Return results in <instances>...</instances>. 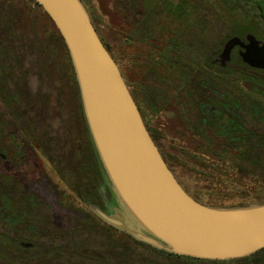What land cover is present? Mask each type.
Here are the masks:
<instances>
[{
  "label": "rangeland",
  "instance_id": "1",
  "mask_svg": "<svg viewBox=\"0 0 264 264\" xmlns=\"http://www.w3.org/2000/svg\"><path fill=\"white\" fill-rule=\"evenodd\" d=\"M137 1L144 2L147 9L153 10L159 6L165 13L181 15L177 7L179 0ZM257 2L262 4L261 0H257ZM82 3L90 14L101 40L108 46L119 63L135 99L151 124L150 126H157L159 132L162 133L163 138L158 142L160 147L176 158L177 166L173 169L181 183L188 187L190 192L198 191L204 200L197 199V201L205 205H207L205 202L208 199L215 203H222L217 205L226 208H240L237 206L249 205L253 201L254 195L246 189L244 184L235 186V189L231 186L220 190L214 189L218 187H209L208 181L196 173L193 164L181 154L183 152H180L185 149L182 140H188L176 138V135L173 136L172 132L166 130L167 122L170 126L172 122L169 119L162 122L164 120L162 118L167 115L159 113L157 110L162 105L163 97L175 92L177 84L169 80L171 77L168 80L162 79L161 76H164V72L161 67H157L161 76L157 75V70L150 71L149 55L145 46L140 44L141 41L138 42L135 36L131 37L128 33L131 31V25L139 16L134 0H82ZM168 20L171 21V19ZM147 21L148 19H145L143 22L145 24L143 28L137 29L138 33L148 30ZM240 26L236 32H226L219 24L216 25L215 33L220 38L222 37L221 43H226L233 37H240L244 40L246 34L254 35L258 40L264 42V18H254L249 11H245ZM183 27L178 26L179 30ZM58 31L45 10L33 1L0 0V173L13 176L16 182L17 179H20V183L17 182L20 187L10 186L9 195L21 204L19 207L21 210L24 209L27 217L31 219L32 205L25 208V203H28L30 197L32 198V181L34 180L32 169H37L35 161L43 170L51 171L54 164L49 160L56 157L64 170L70 169L65 163L70 162L71 164V161L74 160L72 141L74 143L75 141L73 138L83 134L84 141L81 139L83 154H81L79 162L86 164L85 172H87L88 162L89 169L94 168L90 163L94 157L92 154L94 150L89 146L90 134L88 131L82 133L78 125L80 94H77V91L74 94V82L76 83V81L70 73L67 52L58 39ZM187 43L192 46L191 40H188ZM189 49L190 47L182 56L185 58V55L187 57L189 55L193 61L195 47L192 46V49ZM220 49L219 46L213 49L209 57L218 59L220 54L217 51H221ZM165 54V56H169L167 52ZM202 65L205 64L202 63ZM206 65L208 66V61H206ZM248 70L243 72V80L236 72L229 87L236 92L235 99L244 97L243 105L254 102L256 105L264 106L263 91L250 81L254 74L256 76L253 78L260 80L259 74ZM152 73L157 76V79ZM230 103L233 104L231 101ZM220 109L218 108V110ZM220 111L224 112L223 109ZM161 123H164V126ZM168 129L171 128L168 127ZM33 135L40 141L38 146L41 145L42 148H36L32 157ZM190 142L192 143V141ZM46 154L49 159L45 156ZM52 175L53 181L63 187L60 176L58 177L55 173ZM108 185L115 200L111 214L124 220L129 230L144 232L119 200L112 184L108 183ZM36 191L39 200L50 205L58 217L66 219L65 222L69 228H65L66 233L63 235L48 239L44 236L36 238L34 235H28L22 225L20 229L24 232H19L22 234L20 238L39 245L40 248L36 249L37 251L51 250L49 247H52V250H61L67 254L43 258L35 251L30 254L24 252L21 254V262L17 264H116L118 253L113 242L123 233L133 236L131 233L124 229L108 226L109 224L93 212L90 206L91 201L87 195L84 200H79L75 193H63L64 198L67 197L68 203H70L68 209L57 205L55 201L57 195L54 190L48 191L45 187H40ZM58 201L62 203V200ZM36 210L38 215L36 222L39 223L42 219L40 216L45 215L46 211L45 208ZM36 210H34L35 213ZM74 222L82 223L83 227L72 231L75 226L71 223ZM5 229L7 230V227H2L1 233H6ZM41 231H44V226ZM110 243L113 245L112 248L108 246ZM90 251H98L103 254L106 257L105 263L88 258L86 255ZM250 256L232 264H264V253L255 258Z\"/></svg>",
  "mask_w": 264,
  "mask_h": 264
},
{
  "label": "water",
  "instance_id": "2",
  "mask_svg": "<svg viewBox=\"0 0 264 264\" xmlns=\"http://www.w3.org/2000/svg\"><path fill=\"white\" fill-rule=\"evenodd\" d=\"M68 48L84 113L114 192L144 232L92 205L107 224L173 254L240 259L264 249V204L216 208L190 196L152 139L120 69L81 0H35ZM232 43L221 58L228 59ZM252 67L254 57H246Z\"/></svg>",
  "mask_w": 264,
  "mask_h": 264
},
{
  "label": "trees",
  "instance_id": "3",
  "mask_svg": "<svg viewBox=\"0 0 264 264\" xmlns=\"http://www.w3.org/2000/svg\"><path fill=\"white\" fill-rule=\"evenodd\" d=\"M31 1L41 7L35 0ZM134 2L139 16L131 25V31L128 33L131 37L135 36L137 41H141L140 44L145 46L149 55L150 71H156L157 67H161L164 76L159 75L158 70L157 75L161 76L163 80H168L171 77L169 80L177 84L173 94L162 96V105L157 111L167 115L162 118L164 119L162 122L168 119L172 122L171 126L167 122L166 130L172 132L173 136L176 135V138L188 140H182L185 149L180 151L183 152L181 154L193 164L196 173L204 177L211 188L218 187L214 189L220 190L231 186L235 189V186L244 184L246 189L254 195L253 201L249 205L237 207L263 205L264 106L248 102L244 108H241L237 104L228 103L223 108L226 115L220 110L208 112V106L203 99H199L190 88L191 57L185 55L184 58L182 54L187 51L188 47L192 49V46L195 47V51L200 49L206 54L210 53L211 45L219 40V36L215 33L216 25L231 27L235 21L240 19L238 12L242 8L264 11V1L261 0L262 4H258L257 0H179L177 7L181 12L180 16L171 12L165 13L159 6L152 10L151 8L147 9L144 2L140 3L137 0ZM170 16L171 18H169ZM145 19H148V30L138 33L137 29L139 28L137 27L145 25L143 23ZM178 26L184 27L179 30ZM58 35V39L67 52L70 73L75 77V70L65 41L59 31ZM188 40L192 41V46L188 45ZM103 44L111 54L108 46L104 42ZM165 52L169 56H165ZM155 77L157 79L156 75ZM250 81L257 87L259 85V90L264 93L262 79L251 78ZM202 85L209 88L211 92V88H213L211 82L203 81ZM229 91L231 96L232 91ZM146 123L159 145L158 142L163 138L162 133L159 132L157 126L151 127L148 120ZM162 125L164 126V123ZM168 127L171 129L169 130ZM159 148L168 167L185 191L196 200H204L198 191L190 192L189 188L181 183L173 169L177 166L176 158L170 152L163 151L160 145ZM30 203L32 204V202ZM205 203L212 207L226 208L217 205L222 203H215L211 199L206 200ZM108 226L113 228L111 225ZM113 243L118 253L116 264H232L248 258L213 261L177 255L138 240L127 233L120 235ZM108 246L112 248L113 245L110 243ZM39 248L40 246H36V249ZM49 248L52 249V247ZM262 253H264V249L250 257L255 258ZM86 256L96 262L105 263L106 261V257L98 251H90Z\"/></svg>",
  "mask_w": 264,
  "mask_h": 264
},
{
  "label": "flooded vegetation",
  "instance_id": "4",
  "mask_svg": "<svg viewBox=\"0 0 264 264\" xmlns=\"http://www.w3.org/2000/svg\"><path fill=\"white\" fill-rule=\"evenodd\" d=\"M245 11H249L254 18H264V11L260 9L250 10L242 8L238 12L240 14V19L235 21L234 24L231 25V27L221 25L223 26L224 30L226 32H236V30L241 27L240 21L243 16V12ZM208 12L211 13L210 11ZM91 21L93 23L92 19ZM144 26L145 25H141L137 28H143ZM221 39L222 37L217 41V43L211 45V51L208 54L203 51H195L191 67L189 68V74L191 78L190 88L199 99H203L205 104L208 106V112H217L219 111L218 108H221L220 110H222L223 108H225L224 106H226L230 101L233 104H237L238 106H241V108H244V97H242L241 99L237 97L235 99L234 95L236 94V92L233 91L232 88L230 89L229 87V82H233V77L236 75V72H238L237 74L243 80V72H245L246 69H249L248 71L259 74L260 80L262 79V81H264V68L252 67L250 63L245 61V59H247V56H249L250 58L254 57L255 61H253V63H261L264 67V42L258 40L254 35L251 34H246L244 40H242L240 37H233L229 39L226 43H221ZM230 42L232 43V46L230 49L229 58L225 60L221 58V55L223 54L224 50ZM218 46L221 48V51H217L220 54L219 58H210L209 56L212 53V50L217 48ZM111 56L117 63L120 72L127 84V87L130 93L132 94L140 110L143 121L149 131V128L146 123L147 118L145 114L143 113L141 107L135 99L134 94L132 93V90L122 72V69L119 66V63L117 62L113 54ZM206 61H208V66H210L211 69L206 65ZM202 63H204L205 65H202ZM254 76L256 75H252L251 78H253ZM73 78L76 81V76H73ZM203 81L211 82V85L213 86V88H211V92H214L213 94H210L211 92L209 88H206L202 85ZM212 82H214V84H212ZM258 87L260 89L259 85ZM229 90L232 91L231 96ZM76 91L77 94H80L78 82H74V94H76ZM79 99L80 109H78V113L80 120H78V125L80 126L82 133L88 131V133L90 134L89 146H91V148L94 150V152L92 153L94 154V157L91 159L90 163H92L94 168L89 169L90 164L88 162L87 172H85L86 164L83 162H79V158L81 154H83V147H81V145H83L81 143V139L84 141L83 134H81L80 137L78 135L73 138V140L75 141V143L72 141V145H74V151L72 155L74 157V160L71 161V164L70 162L65 163V165L67 164V167H69L70 169L66 168V170H64L61 166V162L56 157H53V161L49 160L50 163L54 164H51L52 167H54L51 171L43 170L38 164V162L35 161V167H37V169H32V175L34 176V180L32 181V198L30 197L28 203H25V208L31 207L32 205V219L30 217H27V213L24 209L21 210V208L19 207L21 204L19 202H16L9 195V187H20V179H17V182H19L17 183L16 180L13 179V176L6 173H0V264L20 263L21 254L24 252H29L30 254L32 251H35L36 253L40 254V256L43 258H53L59 257L63 254H67L66 252L57 249L37 251L36 246L39 245L20 238L22 234H20L19 232H24L20 229L22 225L25 227V230H27L28 235H34L36 238H43L44 236V238L48 239L63 235L64 233H66L65 228H69L67 227L68 224L65 222V218L63 219V217H58V215L54 212V209L50 205H46V203L39 200L38 196L36 195V190H38V188L45 187L48 191L50 189H52V191L54 190L55 194L57 195L55 196V201L57 205H60V207H67L68 209L70 207V203H68L67 197L64 198L63 196V193L67 194V192L77 194L79 200H84L86 198L85 195H87V198H89L91 201L90 206L95 205L108 214L111 213V210L115 206V200L113 198V195L111 194L108 185V183L110 184L111 182L107 176V173L104 170V167H102V162L95 147L92 135L90 133L89 126L84 113L81 94ZM223 110L225 112V109ZM224 115L226 114L224 113ZM149 133L152 139L154 140L155 144L159 148V145L152 136L151 131H149ZM38 143H40V141L37 139L36 136L33 135L32 157L34 156V152H36V148H42L41 145L38 146ZM45 156L48 157L47 154ZM71 167H74V169H71ZM52 173H55L58 177L60 176L61 182L64 185L63 187L59 186L57 182L55 183L53 181ZM59 194L62 196H60ZM58 200H62V203ZM29 202H32V204H29ZM41 208H45L46 213L45 215L40 216L42 219L39 221V223H37L36 219L38 215L36 209L40 210ZM34 210H36V213L34 212ZM69 220L70 219H68V221ZM81 224L82 223L80 222H74L73 224L71 223V225L75 226L73 227L72 231L81 229V227H83L81 226ZM4 226L7 227V230L5 229L6 233H1L2 227ZM43 226L44 231H41V228Z\"/></svg>",
  "mask_w": 264,
  "mask_h": 264
}]
</instances>
